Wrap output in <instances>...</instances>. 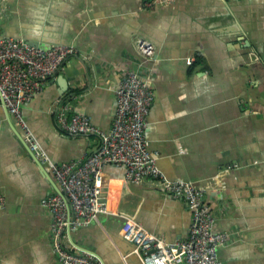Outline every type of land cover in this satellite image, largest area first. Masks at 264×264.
Wrapping results in <instances>:
<instances>
[{
    "label": "crops",
    "instance_id": "1",
    "mask_svg": "<svg viewBox=\"0 0 264 264\" xmlns=\"http://www.w3.org/2000/svg\"><path fill=\"white\" fill-rule=\"evenodd\" d=\"M148 1L0 0V36L77 50L22 105L23 116L52 161L77 160L100 138L60 130L58 108L71 103L106 131L114 88L136 70L154 92L146 137L157 166L203 188L214 230L230 232L221 264H264V0ZM139 42L152 45L150 55ZM19 133L0 104V264H58L41 203L55 178ZM102 171L109 212L67 231L69 248L101 264H142L123 236L130 222L167 242L186 238L192 212L184 200L155 179L129 180L123 165Z\"/></svg>",
    "mask_w": 264,
    "mask_h": 264
},
{
    "label": "built area",
    "instance_id": "2",
    "mask_svg": "<svg viewBox=\"0 0 264 264\" xmlns=\"http://www.w3.org/2000/svg\"><path fill=\"white\" fill-rule=\"evenodd\" d=\"M172 0H151L147 3ZM139 49L150 55L152 45L139 42ZM71 44L35 46L16 36H0V104L13 118L32 156L55 178V189L41 203L51 213L52 252L58 264H101L91 253L69 248L64 235L71 229L97 220L109 212L103 195L106 164L123 165L126 177L135 182L152 178L169 196L184 200L192 215L184 239L167 242L136 222L123 228V236L133 245L142 264H221L219 248L230 239V232L214 230L216 215L204 202V189L188 180L169 179L157 166V152L146 137L147 115L154 99L153 89L136 70H127L114 92L116 111L112 125L101 130L84 114L65 102L55 115L57 126L69 134H96L98 147L70 162H54L39 146L22 113V105L41 91L56 75L66 59L75 54ZM192 58L187 60L192 62ZM5 198L0 194V209Z\"/></svg>",
    "mask_w": 264,
    "mask_h": 264
}]
</instances>
